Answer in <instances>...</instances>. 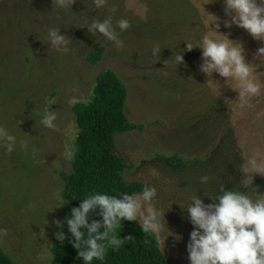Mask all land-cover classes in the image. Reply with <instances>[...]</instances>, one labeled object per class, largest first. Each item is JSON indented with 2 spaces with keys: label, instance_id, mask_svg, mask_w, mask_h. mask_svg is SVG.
Returning <instances> with one entry per match:
<instances>
[{
  "label": "rangeland",
  "instance_id": "obj_1",
  "mask_svg": "<svg viewBox=\"0 0 264 264\" xmlns=\"http://www.w3.org/2000/svg\"><path fill=\"white\" fill-rule=\"evenodd\" d=\"M224 8V0H106L101 8L93 0H73L64 8L55 0H0V249L16 264L54 259L69 212L61 173L71 172L73 106L92 98L104 69L125 84V114L142 126L115 135L130 165L124 178L156 190L148 202L140 201L136 220L143 223L149 205L160 212L157 238L173 264H190L192 196L208 205L225 191L252 200L264 195V174L245 170L253 149L264 152V60L256 56L264 41L235 24L224 27L230 20ZM107 17L114 28L118 19L129 21L127 30L115 28L119 49L89 31L93 19ZM49 28L67 43L53 47ZM209 32L240 44L245 62L256 66L260 94L243 107L231 77L203 73L201 49L185 47ZM94 48L104 55L91 64L86 56ZM51 113L55 128L41 123ZM170 157L182 165L165 161Z\"/></svg>",
  "mask_w": 264,
  "mask_h": 264
},
{
  "label": "clouds",
  "instance_id": "obj_2",
  "mask_svg": "<svg viewBox=\"0 0 264 264\" xmlns=\"http://www.w3.org/2000/svg\"><path fill=\"white\" fill-rule=\"evenodd\" d=\"M73 0H55L60 8L71 6ZM106 0H93L96 8L105 5ZM224 11L230 14V20L224 21V27L232 24L245 29L254 39L264 41V0H224ZM115 11V9H112ZM129 27V21L121 18L116 20L115 28L125 31ZM112 24L111 17L103 20L93 19L89 25V31L93 34H102L104 38L116 42L119 49L122 41ZM218 33L209 32L202 35L195 43L188 40L185 47L191 50L194 46L201 49L203 63L201 71L209 74L213 71L221 77H231L233 87L238 91V105L245 106L249 99L260 94L261 84L254 75L255 65L248 64L242 54L240 44L233 43ZM53 47L67 43L64 36L58 34V30L49 28L46 34ZM66 52V48L59 49ZM158 50L153 46L152 51ZM256 56L264 60V46L259 47ZM175 62H181L182 56L176 55ZM227 82V81H226ZM51 102V100L49 101ZM76 102L75 100L72 103ZM55 113L46 114L41 123L48 128H55ZM5 135L0 129V136ZM11 141L13 136L7 135ZM245 170L248 172L264 174V152L259 148L253 149L247 156ZM155 188L144 186L137 194L136 199L124 194L122 199L102 193L87 195L79 208L71 210V218L67 219V226L74 240L70 241L73 247L80 248L82 232L86 227L89 237L84 240L86 250L79 251L78 255L84 261L90 262L93 258L103 259L105 247L98 241L107 238L109 244H120L114 232L119 227V220H134L140 210V201L148 202L155 195ZM216 204L204 205L202 201L191 197L192 203L188 206V214L191 223L195 226L190 232V242L187 244L188 259L190 264H264V195L255 200L247 195L225 191L218 197ZM102 209L103 232L97 233L101 227L97 222L88 224L86 214L94 206ZM146 216H142V229L146 233L156 235L162 230L159 223V211H155L150 205L146 207ZM202 230V231H201ZM92 233H96L92 236ZM62 239V234H58Z\"/></svg>",
  "mask_w": 264,
  "mask_h": 264
},
{
  "label": "trees",
  "instance_id": "obj_3",
  "mask_svg": "<svg viewBox=\"0 0 264 264\" xmlns=\"http://www.w3.org/2000/svg\"><path fill=\"white\" fill-rule=\"evenodd\" d=\"M104 55L99 48L90 50L86 60L98 63ZM127 88L119 76L112 70H101L93 87L92 98L87 102H76L73 106L77 134L70 150V173H61L64 180L62 197L69 212L61 222L62 239L57 243L51 264H173L164 254L156 235L146 233L138 220H119L115 230L120 244H109L107 238L102 243L105 247L103 259L93 258L86 262L78 255L86 250L84 243L89 237L88 229L82 227L80 248L73 247L70 241L74 237L67 226L71 210L79 208L87 195L102 193L122 199L139 193L144 184L141 181H127L124 172L130 168L124 156L118 150L115 135L135 130L142 126L133 124L125 114ZM169 164L180 167L182 162L176 157L164 158ZM88 224L97 222L101 225L97 233L103 232L102 209L94 206L86 214ZM95 236L96 233H92ZM0 264H16L0 249Z\"/></svg>",
  "mask_w": 264,
  "mask_h": 264
}]
</instances>
